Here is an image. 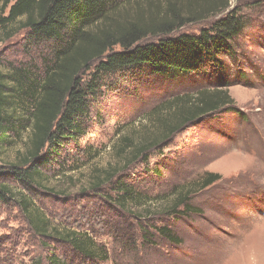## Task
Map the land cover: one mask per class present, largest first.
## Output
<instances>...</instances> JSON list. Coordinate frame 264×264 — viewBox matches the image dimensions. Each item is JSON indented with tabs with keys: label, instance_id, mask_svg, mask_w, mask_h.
<instances>
[{
	"label": "rangeland",
	"instance_id": "obj_1",
	"mask_svg": "<svg viewBox=\"0 0 264 264\" xmlns=\"http://www.w3.org/2000/svg\"><path fill=\"white\" fill-rule=\"evenodd\" d=\"M167 1L111 0L109 6H118L113 19L123 23L141 9L165 8ZM230 3L232 8L239 5L236 0ZM259 3L242 6L243 32L219 57V65L206 73L177 74L144 66L101 81L82 119L81 138L43 169L42 189L52 194L41 189L30 195L21 184L3 180L14 197L0 205V264H47L43 239L20 203L24 198L32 201L30 208L44 218L48 229L86 234L105 253L100 250L95 260L74 264H264V1ZM212 21L190 24L180 32L198 34ZM24 35L0 36V61L10 64L18 59L35 67L40 77L41 48L23 50ZM222 88L229 91L236 110L190 125L161 151H154L147 164L129 168L124 182L131 191L127 209L94 200L93 179L121 161L120 139L129 137L138 144L159 135L148 119L155 106L202 89ZM30 130L1 150L0 174L20 165ZM207 173L222 179L202 190ZM183 186L193 192L189 205L201 213L169 214ZM105 189L109 199L119 197L111 187ZM183 210L184 206L178 208ZM163 227L172 230L178 243L160 234ZM66 256L72 263V256Z\"/></svg>",
	"mask_w": 264,
	"mask_h": 264
},
{
	"label": "trees",
	"instance_id": "obj_2",
	"mask_svg": "<svg viewBox=\"0 0 264 264\" xmlns=\"http://www.w3.org/2000/svg\"><path fill=\"white\" fill-rule=\"evenodd\" d=\"M110 1L0 0V36L10 39L25 32L23 50L41 48L40 77L34 74L35 67L18 59L10 64L0 61V152L21 138L25 129H31L20 165L0 174V205L14 197V190L4 179L21 184L30 195L42 189L43 169L58 162L62 153L81 138L82 119L101 81L125 69L144 66L177 74L206 73L219 65V57L229 52L230 42L243 32L242 6H258L264 0H236L239 5L234 8L230 0H168L165 8L149 6L123 23L113 19L118 6H109ZM211 19L210 26L198 34L180 32L190 24ZM148 39L153 40L146 43ZM116 47L121 50L115 51ZM4 68L9 72L4 74ZM235 108L229 91L223 88L202 89L155 106L148 119L157 125L159 135L138 144L129 137L120 139L117 156L121 161L93 179L90 190L95 193L94 200L109 201L121 211L127 209L131 191L124 182L129 168L147 164L154 151H161L190 125L214 121ZM221 179L219 174L207 173L200 187L205 190ZM108 187L119 197L109 199ZM176 192L178 202L172 205L171 216L201 213L189 205L191 189L183 186ZM31 202L25 198L20 201L24 214L43 239L47 264H74L101 255L103 250L95 247L86 234L48 229L44 218L35 216ZM180 206H184L183 211H178ZM159 232L178 243L171 229L163 227Z\"/></svg>",
	"mask_w": 264,
	"mask_h": 264
}]
</instances>
